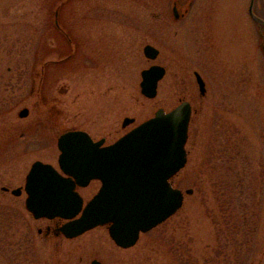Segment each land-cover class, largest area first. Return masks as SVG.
Wrapping results in <instances>:
<instances>
[{
    "label": "rangeland",
    "instance_id": "obj_1",
    "mask_svg": "<svg viewBox=\"0 0 264 264\" xmlns=\"http://www.w3.org/2000/svg\"><path fill=\"white\" fill-rule=\"evenodd\" d=\"M249 1L177 0L175 18L173 0H0V264H264V26ZM254 12L264 19V0ZM152 64L166 71L148 98L141 70ZM181 99L193 109L171 179L182 205L129 247L105 225L45 240L25 192L10 190L31 163L57 167L63 131L111 142ZM125 116L135 120L122 127ZM98 184L77 190L86 200Z\"/></svg>",
    "mask_w": 264,
    "mask_h": 264
},
{
    "label": "water",
    "instance_id": "obj_2",
    "mask_svg": "<svg viewBox=\"0 0 264 264\" xmlns=\"http://www.w3.org/2000/svg\"><path fill=\"white\" fill-rule=\"evenodd\" d=\"M248 13L264 25L253 12ZM175 17L178 11L172 7ZM143 53L155 59L159 50L151 44ZM165 68L152 64L141 70L140 90L154 97ZM200 94L206 91L201 75L194 71ZM28 108L19 109L18 116L28 115ZM191 116L190 103L181 101L165 111L158 108L153 116L134 126L111 144L104 138L94 140L81 129L68 130L57 138L58 169L48 162L35 160L25 177V208L35 217L68 219L60 230L68 238L102 224H108L113 241L121 247L136 243L145 232L173 214L183 201V192L172 186L171 178L185 165V143ZM134 121L124 117L122 126ZM99 179L101 187L85 204L76 185L86 186ZM20 187L12 191L19 195ZM191 193V189L186 190ZM91 264H101L94 259Z\"/></svg>",
    "mask_w": 264,
    "mask_h": 264
},
{
    "label": "flooded vegetation",
    "instance_id": "obj_3",
    "mask_svg": "<svg viewBox=\"0 0 264 264\" xmlns=\"http://www.w3.org/2000/svg\"><path fill=\"white\" fill-rule=\"evenodd\" d=\"M174 2H177V0H173V3ZM177 4V3H176ZM178 5V4H177ZM179 7V5H178ZM179 15V14H178ZM185 15L184 13H181L180 16H183ZM178 16V17H180ZM181 100H184V99H181ZM192 105V104H191ZM131 128V127H130ZM94 138V137H93ZM100 138H104V143L103 144H107V143H110L109 141H107V138L106 137H100ZM94 139H99V138H94ZM112 142V141H111ZM96 182H98V188L97 190L99 189L100 187V181L99 180H94ZM9 187L7 186H3V189H6L8 190ZM77 188H79V186H77ZM14 188L10 189L11 191L13 190ZM21 190H22V187H21ZM96 190V191H97ZM35 221H39V220H42L44 221V224L43 226H38L37 227V231L40 232V234L43 232V237L45 240H49V241H57L59 239H68L64 233L60 230V227L66 222L65 219L63 218H60V217H53V218H46V217H41V218H33Z\"/></svg>",
    "mask_w": 264,
    "mask_h": 264
},
{
    "label": "trees",
    "instance_id": "obj_4",
    "mask_svg": "<svg viewBox=\"0 0 264 264\" xmlns=\"http://www.w3.org/2000/svg\"><path fill=\"white\" fill-rule=\"evenodd\" d=\"M45 64H47L46 62L43 63L42 67L45 66Z\"/></svg>",
    "mask_w": 264,
    "mask_h": 264
}]
</instances>
